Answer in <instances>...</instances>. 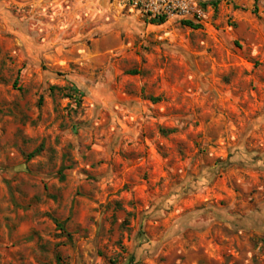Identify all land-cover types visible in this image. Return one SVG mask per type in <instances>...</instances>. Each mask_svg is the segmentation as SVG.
<instances>
[{
	"label": "rangeland",
	"instance_id": "rangeland-1",
	"mask_svg": "<svg viewBox=\"0 0 264 264\" xmlns=\"http://www.w3.org/2000/svg\"><path fill=\"white\" fill-rule=\"evenodd\" d=\"M185 1L0 0V264H264V0Z\"/></svg>",
	"mask_w": 264,
	"mask_h": 264
},
{
	"label": "built area",
	"instance_id": "built-area-1",
	"mask_svg": "<svg viewBox=\"0 0 264 264\" xmlns=\"http://www.w3.org/2000/svg\"><path fill=\"white\" fill-rule=\"evenodd\" d=\"M146 11L157 17H167V15L177 13L188 15L195 9L190 2L185 0H137Z\"/></svg>",
	"mask_w": 264,
	"mask_h": 264
},
{
	"label": "trees",
	"instance_id": "trees-1",
	"mask_svg": "<svg viewBox=\"0 0 264 264\" xmlns=\"http://www.w3.org/2000/svg\"><path fill=\"white\" fill-rule=\"evenodd\" d=\"M206 5H202V7H205ZM151 24L161 25L165 22V17H154L153 19H150L149 21ZM182 24L184 26H187L191 29H197V25H193L190 21H183Z\"/></svg>",
	"mask_w": 264,
	"mask_h": 264
}]
</instances>
